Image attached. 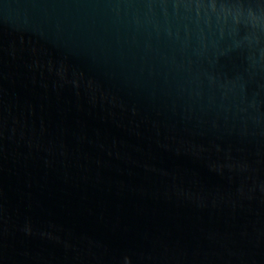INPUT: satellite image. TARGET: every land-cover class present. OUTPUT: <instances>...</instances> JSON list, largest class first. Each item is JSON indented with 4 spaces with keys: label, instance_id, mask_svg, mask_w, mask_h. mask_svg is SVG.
<instances>
[{
    "label": "water",
    "instance_id": "95a60500",
    "mask_svg": "<svg viewBox=\"0 0 264 264\" xmlns=\"http://www.w3.org/2000/svg\"><path fill=\"white\" fill-rule=\"evenodd\" d=\"M0 264H264V0H0Z\"/></svg>",
    "mask_w": 264,
    "mask_h": 264
}]
</instances>
